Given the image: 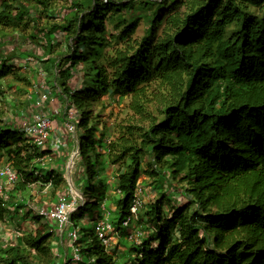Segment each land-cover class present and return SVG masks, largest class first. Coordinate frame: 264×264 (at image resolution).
<instances>
[{"label":"trees","instance_id":"trees-1","mask_svg":"<svg viewBox=\"0 0 264 264\" xmlns=\"http://www.w3.org/2000/svg\"><path fill=\"white\" fill-rule=\"evenodd\" d=\"M56 1L0 0V101L3 81L20 78L14 55L1 53L2 35L28 31L25 39L37 40L40 34L46 59L27 51L19 58L43 64L48 84L55 80L65 97L58 95L60 101L78 112L76 132L85 135L78 155L106 145L119 196L110 223L120 235L137 188L143 194L144 181L155 179L160 196L143 202L135 222L149 234L139 245L130 242L125 264H264V0H66L61 18ZM42 17L52 21L46 28H39ZM141 18L147 27L134 40ZM54 44L64 45L59 57ZM152 86L160 91L159 119L147 111ZM109 95L128 98L141 123L121 128L106 144L104 132L88 125L90 108ZM0 149L19 174L9 200H0L1 222L12 218V200L35 172L34 182L54 187L57 173L36 162L48 155L46 147L12 126H0ZM170 178L185 187L177 204L172 191H162ZM98 206L80 204L73 226L74 215L83 219ZM31 219L37 228L23 233L20 244L0 245V264H58L52 226ZM81 232L80 264H115L94 230Z\"/></svg>","mask_w":264,"mask_h":264},{"label":"rangeland","instance_id":"rangeland-1","mask_svg":"<svg viewBox=\"0 0 264 264\" xmlns=\"http://www.w3.org/2000/svg\"><path fill=\"white\" fill-rule=\"evenodd\" d=\"M68 2L66 0H57L55 2V7L58 9L57 13L60 16L67 14L68 10ZM49 22H52L51 20H48L44 17L40 20L39 28H46L49 24ZM47 25V26H46ZM147 27L146 21L144 19H140L138 28L136 30L135 35L132 37L134 40H140L142 36L145 33V29ZM106 28L111 34L116 35L117 32L112 29L111 25H106ZM28 32V31H27ZM27 32L25 34H21L20 32H10L6 31L2 36L6 42L12 41L14 44L15 53L13 52L14 59L13 64L18 67L20 64L26 63V60H29L30 64H27L26 68L22 67L18 71L19 81H13L11 77H7L3 83H2V91H4V98L2 101H0V126L4 125L7 127H10L9 122L12 121L15 118L21 117V116H28L31 112L30 109H32L33 105L29 106L28 100V94L35 89L39 90L40 87L46 88L47 86L50 88L49 84H46L45 76L39 77L36 72H34L33 65H37L38 61L34 58L29 59H22L24 62L22 63L20 58L18 59V56H21L22 52H26L33 54L36 57L44 58L42 56L41 51V44L44 43L43 39L41 38L40 34L35 33L37 36V40H31V39H25L27 38ZM58 41H60V37L57 36ZM56 39V40H57ZM14 40V41H13ZM64 45H56L54 44V47L52 48V54L53 56L59 57L61 54L64 53ZM108 50V49H107ZM107 50L105 51L106 53ZM101 53L104 52V50L100 51ZM104 52V53H105ZM98 54V53H97ZM9 54L8 56H10ZM11 55V57L13 56ZM100 56L97 55L95 57V60L98 59ZM46 59V58H44ZM20 65V66H21ZM23 79L28 80V84L26 82H23ZM35 80V81H34ZM35 83V84H34ZM40 86V87H39ZM53 90V89H52ZM34 93V92H33ZM159 96L160 91L155 87L152 86L148 89V103H147V111L150 115H153L156 118H160L159 111H160V103H159ZM54 99H56V96H53ZM129 102L130 100L128 98L119 99L117 96L109 95L108 98H104L102 103H95L93 105V108H90L89 111L93 110L92 114L89 116V125L88 128H91V125H97L99 130V135L105 134L106 144L107 142H111L112 140L116 139L121 131V128L129 126V125H139L141 123L140 117L135 115L130 109H129ZM57 103V104H56ZM49 110L52 113L51 120L53 121V127L55 131L61 130V126L58 125L57 119H61L63 122V114L64 111V105L57 101L53 102L52 105L50 104ZM22 113V115H21ZM17 115V116H16ZM146 123L144 122V125ZM59 128V129H58ZM57 129V130H56ZM104 132V134L102 133ZM61 135V141L66 144V148H61L63 150V154L61 157H58L57 155H53L51 151L48 153V155L51 158V160L45 161L44 168L50 167L56 170V174H54L55 177V183L56 187L51 186L48 190H43L44 187L40 186L42 184H38L34 182L36 180V176L31 177V182L27 188V190L23 193H18V199H23L25 201L34 203L36 206H44L45 204L48 205L51 202H53L60 194L67 193L69 188H72L73 190L78 191L79 194L82 196L84 195V199L86 203H90L93 201V203H96L99 205L98 207L94 209H89L85 212L84 218L80 219L77 215L73 216V223L76 225V227L79 230V233H83L84 231H92L94 230V226L97 223V221L101 218H103V211L101 209V204L104 203L106 206V211L108 213L107 220L110 223L111 219L114 217L113 213L109 211V204L110 199H108V194L112 195L114 198V202L117 201L118 197L115 196L114 187L115 183L112 181L110 185L107 184V181L110 179V176H108V169L110 168L109 165L106 162L107 158V151H106V145L104 143H100L99 150L96 148L95 153L89 151L86 158H82L79 156L77 159H75L74 168L71 172H67L66 165L69 162V159L71 158L72 153L77 152L78 146H79V140H84L85 135L82 130H77L75 134H60ZM98 137V135H97ZM54 136L51 135L48 139V142L46 144V150L49 151L53 149V145H51V142L53 141ZM50 146V148H49ZM2 154H5V151L0 149V159L3 157ZM94 158L98 159V164L95 161ZM90 159L91 165L93 167V170L96 174V176L91 179L89 171H88V160ZM58 165V166H57ZM57 166V169H56ZM83 167V171L81 173V169ZM154 168V167H152ZM112 173V174H111ZM111 176L115 180L117 177V167L111 168ZM59 174V175H58ZM35 178V179H34ZM144 178V176H142ZM182 178L181 176L178 178ZM38 179V178H37ZM39 180V179H38ZM112 180V179H111ZM110 180V181H111ZM155 182V179L144 181L143 183V202L144 205H146L149 201L154 200L155 198H158L160 196L159 193H157L154 186H152ZM173 183V187L170 185ZM175 184V185H174ZM184 184L180 181L174 182V180H171V178L167 181V184H164V188H162V191L164 192H170L172 191V199L174 203H178L182 198L180 195V192L185 190ZM37 187V188H36ZM104 187V192H101L100 188ZM37 190L39 194H43V196H31V193ZM94 194V197L92 198L91 195ZM107 196V197H106ZM39 199H38V198ZM179 199V200H178ZM36 200V201H34ZM92 200V201H91ZM184 200V199H183ZM7 202V201H5ZM4 202V203H5ZM143 205V206H144ZM170 206H168L169 208ZM12 211V210H11ZM10 220L8 221H1L0 222V242L4 236L5 233H8L10 231L8 230H14L15 228H20V232L26 233L28 231H31L37 226L33 224L32 219L29 220V222H19L23 221L24 217H21L16 212H11ZM14 213V214H13ZM27 212L24 213L26 215ZM29 214L26 215V217ZM32 217L34 216L31 213ZM28 220V219H26ZM142 224L144 227H147L146 221H142ZM140 224H136V227L138 228ZM22 229V230H21ZM53 231H55V228H52ZM126 228H122L121 230V236L117 235V233H113L112 238V246L109 248L108 252L113 254L115 256V264H125V259H122V247H126L128 243H130L127 239V233ZM141 230V229H140ZM147 230V229H146ZM14 232V231H13ZM144 235L149 234L147 231L144 230ZM13 238H15L16 232L13 233ZM116 236H120L122 240L126 242L122 244L120 240L118 241V238ZM117 239V240H116ZM15 239H13L14 241ZM62 240L65 244V247L68 250V253L70 256H72L73 248L71 246L70 240L67 238L66 232L62 233ZM15 242V241H14ZM123 245V246H122ZM129 245V244H128ZM61 244L53 245L54 251L55 248L59 249L60 253H63L62 247H60ZM77 246V244H76ZM58 264H63V258L56 257ZM72 264H80V262H73Z\"/></svg>","mask_w":264,"mask_h":264},{"label":"built area","instance_id":"built-area-1","mask_svg":"<svg viewBox=\"0 0 264 264\" xmlns=\"http://www.w3.org/2000/svg\"><path fill=\"white\" fill-rule=\"evenodd\" d=\"M57 39V38H56ZM14 41V40H13ZM18 53L15 52L14 44L12 41L9 43L6 42L2 48L1 53L3 56H8L9 54ZM30 58V57H29ZM26 58V59H29ZM19 59V56H18ZM25 59V60H26ZM22 60V59H20ZM26 63H23L21 66L18 67L26 68L27 64H30L29 60H26ZM34 72L41 78L45 76L46 84L47 82V74L45 72L44 65L41 63H37V65H33ZM35 81V80H34ZM35 84V83H34ZM50 88L47 86L46 88L40 87L39 90L35 89L31 91L28 94V102L29 106L32 107L30 109V114L28 116H21L18 118L13 119L9 122L10 126H12L14 129H18L21 132H23L24 136L30 140V142L35 145L37 148L44 149L46 147V144L48 142V139L51 135L54 136L53 141L51 145H53V149L51 150V153L53 155L62 156L64 153L61 148H66L65 142L63 143L61 141V133L64 134H75L76 133V124L78 123L79 115L78 112L74 109L73 106H69L68 104L62 103L59 96H62L60 93V90L57 87V82L54 80L53 85ZM53 89V90H52ZM34 92V93H33ZM53 96H56V99H54ZM63 99L65 97L62 96ZM61 102L64 105V111L63 114V123L61 126L60 132L55 131L53 127V121L51 120L52 113L49 110L50 104L52 105L53 102ZM57 104V103H56ZM22 115V113H21ZM17 116V115H16ZM63 146V147H62ZM49 155H46L43 159L37 160L36 162L39 163L43 168L45 166L46 160H51ZM79 157L78 151L75 153H72L71 158L69 159V162L66 165L67 172H71L74 168V162L75 159ZM83 171V167L81 169V173ZM34 176L39 177V173L35 172ZM19 179V174L17 171H15L11 164L7 162V159L5 156H3L0 159V200L4 204L5 201L9 200V196L11 192L14 189V186L16 185L17 181ZM37 185L39 184L36 182ZM42 186V185H40ZM42 187L43 190H48L51 187V181H48L46 184H44ZM37 188V187H36ZM18 195L12 200L13 205L10 208V212H16L17 214L21 215L25 212H30L34 216H37L41 219L42 222L49 223L52 228H55V231L53 229H50V233L54 235V237L62 238V233L66 232L67 238L71 242V246L73 248L72 256L69 258L64 259L63 264H72L73 262H80L81 261V255H80V249L77 244L78 240V229L73 226L71 221V216L74 214L80 204L85 203L84 196L78 193V191L73 190L72 188H69L67 193L60 194L57 197V200L54 204L50 205H44L41 207L35 206L34 203L25 201L23 199H18ZM25 201V202H24ZM21 206V207H20ZM20 207V208H19ZM143 207V196H142V188L138 187L136 196L131 202L130 208H129V214L128 216L122 221L121 227L126 228L127 233V239L129 242L134 243L135 245L140 244L141 237L144 235L143 232L140 230V227H134L135 222L138 221V213ZM101 209L103 211V218L99 219L97 223L94 226V234L96 235L97 240L100 242V244L108 251L109 248L112 246L113 233H117L112 224L108 222L107 220V211L106 206L104 203L101 204ZM12 210V211H11ZM13 213V214H14ZM12 214V213H11ZM10 220V217L6 215L4 217V221ZM33 224H35L33 222ZM36 225V224H35ZM37 226V225H36ZM10 232L6 233V235L3 236L0 245L2 247H5L9 244L15 245L16 243L13 241L11 236L14 232H17L13 230L14 232H11V230H8ZM17 237H22L23 232H17ZM53 254L55 257H58V254L56 251L53 250Z\"/></svg>","mask_w":264,"mask_h":264},{"label":"crops","instance_id":"crops-1","mask_svg":"<svg viewBox=\"0 0 264 264\" xmlns=\"http://www.w3.org/2000/svg\"><path fill=\"white\" fill-rule=\"evenodd\" d=\"M57 122H58V125L59 126H61L62 125V121H61V119H57ZM59 129V128H58ZM57 130V129H56ZM57 132H60V130H58V131H56V133ZM52 143V142H51ZM67 147V146H66ZM49 148H50V146H49ZM51 150L49 149V152H50ZM58 157H61L60 155L58 156ZM58 166V165H57ZM57 166H56V169H57ZM47 168H49V169H53V168H50V167H47ZM55 170V169H54ZM56 171V170H55ZM111 168H109L108 169V176H110V179L107 181V184L108 185H110L111 184V182L113 181V182H115V180L112 178V176H111ZM112 179V180H111ZM111 180V181H110ZM112 195H113V193L111 194V195H109L108 194V199H110V204H109V211H111V212H113L114 211V209H115V205H114V198L112 197ZM31 196H43V194H39V192L37 191V190H35L34 192H32L31 193ZM115 196H117V197H119L118 196V194H115ZM38 198V197H37ZM39 199V198H38ZM56 200L57 199H55L53 202H51L50 204H49V206L50 205H52V204H54L55 202H56ZM34 201H36V200H34ZM92 201V200H91ZM25 202V201H24ZM35 205V204H34ZM36 206V205H35ZM39 207V206H38ZM27 214H29L27 217H26V215ZM27 214L26 215H24V214H21V216L19 217L20 218V220H21V217L23 218L24 217V220L23 221H18V223L19 222H29V220L32 218V215H31V213L30 212H27ZM26 219H28V220H26ZM134 227H136V226H134ZM14 230L15 231H17V232H20V228H15L14 227ZM22 230V229H21ZM11 232H13L12 230H11ZM16 232V233H17ZM4 235H6V233L4 234ZM117 235H120L119 233H117ZM121 236V235H120ZM120 236H116L117 238H118V241L120 240V242L122 243V244H124L125 243V245H126V242L124 241V240H122L121 239V237ZM14 236L12 235L11 236V238L12 239H15L14 241H15V243L16 244H20V241H21V238L20 237H15V238H13ZM117 240V239H116ZM57 244H61V246L60 247H62V251H63V253H60V251H59V249H56L55 248V251H56V253L58 254V258H63V260L64 259H66V258H69L70 257V255H69V253H68V250H67V248L65 247V244H64V242H63V240H62V238H59V237H55V239H54V243H53V245L55 246V245H57ZM129 245H130V243H128ZM128 244H127V246L126 247H124L123 245V247L121 248L122 249V253H124L125 251H126V249H127V247H128Z\"/></svg>","mask_w":264,"mask_h":264}]
</instances>
